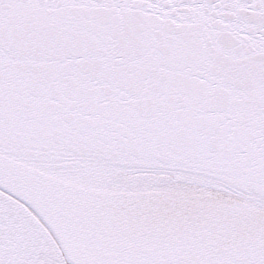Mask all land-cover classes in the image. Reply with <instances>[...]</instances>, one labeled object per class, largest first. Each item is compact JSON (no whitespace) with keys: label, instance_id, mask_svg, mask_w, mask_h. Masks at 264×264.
Segmentation results:
<instances>
[{"label":"snow or ice","instance_id":"6c2138e0","mask_svg":"<svg viewBox=\"0 0 264 264\" xmlns=\"http://www.w3.org/2000/svg\"><path fill=\"white\" fill-rule=\"evenodd\" d=\"M0 264H264V0H0Z\"/></svg>","mask_w":264,"mask_h":264}]
</instances>
